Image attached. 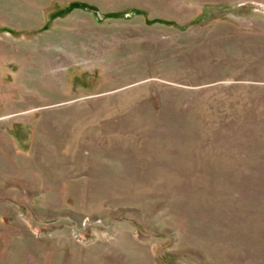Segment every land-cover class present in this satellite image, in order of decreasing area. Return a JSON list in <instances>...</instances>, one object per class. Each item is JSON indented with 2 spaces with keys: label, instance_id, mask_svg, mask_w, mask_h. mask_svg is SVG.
I'll use <instances>...</instances> for the list:
<instances>
[{
  "label": "rangeland",
  "instance_id": "rangeland-1",
  "mask_svg": "<svg viewBox=\"0 0 264 264\" xmlns=\"http://www.w3.org/2000/svg\"><path fill=\"white\" fill-rule=\"evenodd\" d=\"M0 264H264V0H0Z\"/></svg>",
  "mask_w": 264,
  "mask_h": 264
},
{
  "label": "trees",
  "instance_id": "trees-1",
  "mask_svg": "<svg viewBox=\"0 0 264 264\" xmlns=\"http://www.w3.org/2000/svg\"><path fill=\"white\" fill-rule=\"evenodd\" d=\"M76 6H84V7L90 9V6H88V5L81 4V3H78V2H71V3H69L64 9H61V10H62V12H63V11L67 12V11H69L70 9H72L73 7H76Z\"/></svg>",
  "mask_w": 264,
  "mask_h": 264
}]
</instances>
